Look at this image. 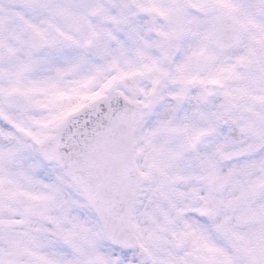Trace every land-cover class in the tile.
<instances>
[{
	"label": "snow or ice",
	"instance_id": "obj_1",
	"mask_svg": "<svg viewBox=\"0 0 264 264\" xmlns=\"http://www.w3.org/2000/svg\"><path fill=\"white\" fill-rule=\"evenodd\" d=\"M0 264H264V0H0Z\"/></svg>",
	"mask_w": 264,
	"mask_h": 264
}]
</instances>
